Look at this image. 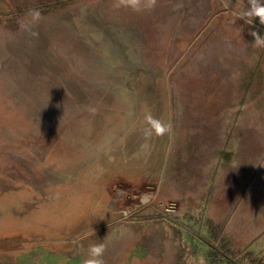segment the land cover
<instances>
[{
  "label": "rangeland",
  "instance_id": "374dc122",
  "mask_svg": "<svg viewBox=\"0 0 264 264\" xmlns=\"http://www.w3.org/2000/svg\"><path fill=\"white\" fill-rule=\"evenodd\" d=\"M113 3L0 0V264H264V25ZM149 110L173 131L146 144Z\"/></svg>",
  "mask_w": 264,
  "mask_h": 264
},
{
  "label": "clouds",
  "instance_id": "9594fccd",
  "mask_svg": "<svg viewBox=\"0 0 264 264\" xmlns=\"http://www.w3.org/2000/svg\"><path fill=\"white\" fill-rule=\"evenodd\" d=\"M157 0H114L112 7L114 9L129 8L134 12L141 10L151 11L155 8ZM244 4V0H240ZM237 18H244L245 23L252 24L253 20L259 18L261 25H264V0H247V6L242 11L234 13ZM44 19L41 11L37 8H30L25 14V18L19 21L20 29L32 37H38L39 33L36 31L42 20ZM251 35L254 37V45L257 47H264V35L252 31ZM147 127L143 130V137L147 144L153 137H160L169 134L173 131L171 123L154 118L150 110L145 117ZM93 233L94 230H92ZM106 252L105 243H93L88 247L87 257L83 264H105L104 254Z\"/></svg>",
  "mask_w": 264,
  "mask_h": 264
},
{
  "label": "crops",
  "instance_id": "0c3cea01",
  "mask_svg": "<svg viewBox=\"0 0 264 264\" xmlns=\"http://www.w3.org/2000/svg\"><path fill=\"white\" fill-rule=\"evenodd\" d=\"M127 248L130 249V253H135L133 254V258L131 260L132 264H155V261L157 259V254L156 251L154 249H152L151 247L147 246V245H142V246H138L137 245H130L129 247H125V251H127ZM140 249V250H139ZM171 250L166 249L164 252L167 253V258L168 260L165 261L166 264H169L168 261L169 260V252ZM161 258L164 259L163 255H160ZM165 260V259H164Z\"/></svg>",
  "mask_w": 264,
  "mask_h": 264
}]
</instances>
